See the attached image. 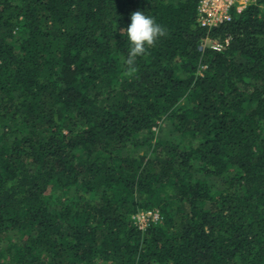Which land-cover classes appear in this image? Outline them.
Segmentation results:
<instances>
[{"label": "trees", "instance_id": "obj_1", "mask_svg": "<svg viewBox=\"0 0 264 264\" xmlns=\"http://www.w3.org/2000/svg\"><path fill=\"white\" fill-rule=\"evenodd\" d=\"M198 1L0 0V264H264V0Z\"/></svg>", "mask_w": 264, "mask_h": 264}, {"label": "built area", "instance_id": "obj_2", "mask_svg": "<svg viewBox=\"0 0 264 264\" xmlns=\"http://www.w3.org/2000/svg\"><path fill=\"white\" fill-rule=\"evenodd\" d=\"M256 1L257 0H199L197 4L196 20L200 26L206 27L209 30L225 21H230L233 14L240 13L248 5L254 4ZM227 43L228 39L222 44L216 40H211L205 37L202 39L199 47L201 49L209 47L220 51L225 45H227ZM131 218L133 224L136 225L138 229L145 230L150 223L158 222L160 216L157 209H152L138 210L131 216Z\"/></svg>", "mask_w": 264, "mask_h": 264}, {"label": "clouds", "instance_id": "obj_3", "mask_svg": "<svg viewBox=\"0 0 264 264\" xmlns=\"http://www.w3.org/2000/svg\"><path fill=\"white\" fill-rule=\"evenodd\" d=\"M120 33L126 37V43L129 45L124 63L131 72L135 70L136 58L144 54L146 48L163 35L164 29L153 16L136 10L130 14V23L122 28Z\"/></svg>", "mask_w": 264, "mask_h": 264}, {"label": "rangeland", "instance_id": "obj_4", "mask_svg": "<svg viewBox=\"0 0 264 264\" xmlns=\"http://www.w3.org/2000/svg\"><path fill=\"white\" fill-rule=\"evenodd\" d=\"M260 7H262L264 9V4H262ZM160 124H163L162 126L167 127L168 124L167 123H162V121L160 122ZM166 129V128H165ZM156 132V131H155ZM150 225V224H149ZM148 226V225H147Z\"/></svg>", "mask_w": 264, "mask_h": 264}]
</instances>
